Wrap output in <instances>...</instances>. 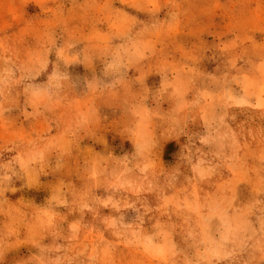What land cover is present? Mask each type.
<instances>
[{"label": "rangeland", "instance_id": "obj_1", "mask_svg": "<svg viewBox=\"0 0 264 264\" xmlns=\"http://www.w3.org/2000/svg\"><path fill=\"white\" fill-rule=\"evenodd\" d=\"M0 264H264V0H0Z\"/></svg>", "mask_w": 264, "mask_h": 264}]
</instances>
